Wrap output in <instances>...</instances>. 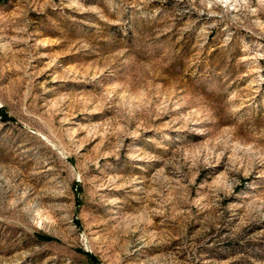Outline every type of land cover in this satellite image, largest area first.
<instances>
[{
    "label": "rangeland",
    "instance_id": "rangeland-1",
    "mask_svg": "<svg viewBox=\"0 0 264 264\" xmlns=\"http://www.w3.org/2000/svg\"><path fill=\"white\" fill-rule=\"evenodd\" d=\"M0 264H264V0H0Z\"/></svg>",
    "mask_w": 264,
    "mask_h": 264
}]
</instances>
